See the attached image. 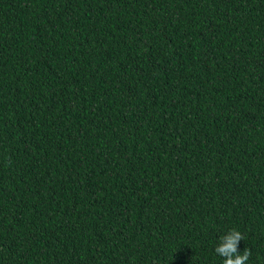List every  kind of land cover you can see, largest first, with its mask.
Listing matches in <instances>:
<instances>
[{"label": "trees", "instance_id": "trees-1", "mask_svg": "<svg viewBox=\"0 0 264 264\" xmlns=\"http://www.w3.org/2000/svg\"><path fill=\"white\" fill-rule=\"evenodd\" d=\"M264 264V0H0V264Z\"/></svg>", "mask_w": 264, "mask_h": 264}, {"label": "clouds", "instance_id": "clouds-1", "mask_svg": "<svg viewBox=\"0 0 264 264\" xmlns=\"http://www.w3.org/2000/svg\"><path fill=\"white\" fill-rule=\"evenodd\" d=\"M243 239L242 234L235 229L230 234L221 237L215 252L224 258L223 264H245L251 253L247 249L244 250L243 254L238 253V243Z\"/></svg>", "mask_w": 264, "mask_h": 264}]
</instances>
